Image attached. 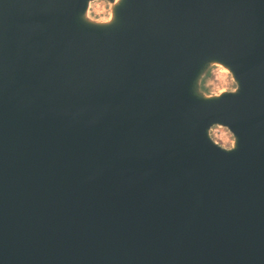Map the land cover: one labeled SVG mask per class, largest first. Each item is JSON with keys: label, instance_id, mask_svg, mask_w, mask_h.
Masks as SVG:
<instances>
[{"label": "water", "instance_id": "95a60500", "mask_svg": "<svg viewBox=\"0 0 264 264\" xmlns=\"http://www.w3.org/2000/svg\"><path fill=\"white\" fill-rule=\"evenodd\" d=\"M92 1L0 0V264H264V0Z\"/></svg>", "mask_w": 264, "mask_h": 264}, {"label": "clouds", "instance_id": "9594fccd", "mask_svg": "<svg viewBox=\"0 0 264 264\" xmlns=\"http://www.w3.org/2000/svg\"><path fill=\"white\" fill-rule=\"evenodd\" d=\"M123 0H110L109 3V10L108 15L104 19L103 22L96 20L92 13L91 5L88 7L85 17L87 20L96 22L99 24H108L114 20V15L111 9L120 5ZM211 63L214 67L219 68L221 71V76L219 77V83L214 88H200L195 86L197 83L198 78L194 81L192 94L201 100H213V99H221L226 93L227 94H237L241 90L242 84L241 81L238 79L236 72L234 69L229 66L225 67V62L221 59H211L207 61L205 64ZM204 64V65H205ZM211 128H227L228 130V137L221 142L219 139H212L210 138L211 142L218 146L221 150L226 152H232L237 149L238 147V140L239 136L237 131L231 126L229 123H225L221 120H215L210 125ZM209 127V128H210ZM234 130V131H233Z\"/></svg>", "mask_w": 264, "mask_h": 264}, {"label": "rangeland", "instance_id": "374dc122", "mask_svg": "<svg viewBox=\"0 0 264 264\" xmlns=\"http://www.w3.org/2000/svg\"><path fill=\"white\" fill-rule=\"evenodd\" d=\"M110 0H94L91 2L92 13L96 20L103 22L108 15ZM114 7L111 9L113 13ZM208 74H204V86L205 88H214L219 83V77L221 76V71L219 68L210 65L208 68ZM200 82H203L200 80Z\"/></svg>", "mask_w": 264, "mask_h": 264}, {"label": "built area", "instance_id": "2783aa9c", "mask_svg": "<svg viewBox=\"0 0 264 264\" xmlns=\"http://www.w3.org/2000/svg\"><path fill=\"white\" fill-rule=\"evenodd\" d=\"M229 135L227 128H211L210 136L212 139H219L221 142Z\"/></svg>", "mask_w": 264, "mask_h": 264}, {"label": "trees", "instance_id": "16d2710c", "mask_svg": "<svg viewBox=\"0 0 264 264\" xmlns=\"http://www.w3.org/2000/svg\"><path fill=\"white\" fill-rule=\"evenodd\" d=\"M209 67H210V65L207 66V68H206L205 71H204V74H206V73L208 74V70H209L208 68H209ZM204 74H203V76H202V78H201V81H202V79H203V82H202V83H201V82H198V83H197V87L205 88V86H204V84H203V83H204Z\"/></svg>", "mask_w": 264, "mask_h": 264}]
</instances>
